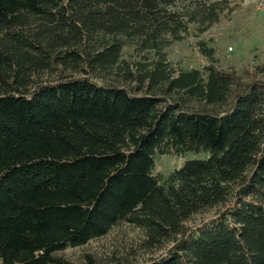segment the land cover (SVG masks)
Returning a JSON list of instances; mask_svg holds the SVG:
<instances>
[{
  "label": "trees",
  "instance_id": "trees-1",
  "mask_svg": "<svg viewBox=\"0 0 264 264\" xmlns=\"http://www.w3.org/2000/svg\"><path fill=\"white\" fill-rule=\"evenodd\" d=\"M180 1L0 0V264H264V64L173 66L225 3Z\"/></svg>",
  "mask_w": 264,
  "mask_h": 264
},
{
  "label": "rangeland",
  "instance_id": "rangeland-1",
  "mask_svg": "<svg viewBox=\"0 0 264 264\" xmlns=\"http://www.w3.org/2000/svg\"><path fill=\"white\" fill-rule=\"evenodd\" d=\"M209 2H218L209 0ZM180 4H187L189 0H182ZM223 10L219 13V21L203 34H199L191 27L190 35L182 42L173 43L167 50V60L181 70L202 68L206 59L197 51V43L203 42L207 47L214 49L217 67L220 70L233 68L239 75L253 64H264V14L257 12L255 0H225ZM127 59L133 58L132 50L126 48L123 53ZM207 154L185 153L181 156L165 155L156 158L153 175L167 176L174 170L180 169L186 162L203 160ZM217 211H211L197 216L187 224L192 228L198 224L208 222ZM103 242V241H101ZM100 244V242H97ZM96 242L88 246L89 250L97 246ZM86 248L68 249L57 255L64 258L68 264H83L82 253ZM167 249L152 253L138 254L132 264H144L162 257Z\"/></svg>",
  "mask_w": 264,
  "mask_h": 264
},
{
  "label": "built area",
  "instance_id": "built-area-1",
  "mask_svg": "<svg viewBox=\"0 0 264 264\" xmlns=\"http://www.w3.org/2000/svg\"><path fill=\"white\" fill-rule=\"evenodd\" d=\"M256 2V8L257 12H260L261 14H264V0H255Z\"/></svg>",
  "mask_w": 264,
  "mask_h": 264
}]
</instances>
